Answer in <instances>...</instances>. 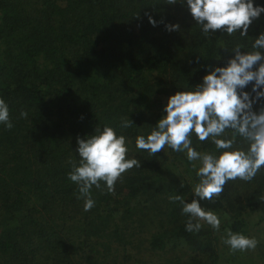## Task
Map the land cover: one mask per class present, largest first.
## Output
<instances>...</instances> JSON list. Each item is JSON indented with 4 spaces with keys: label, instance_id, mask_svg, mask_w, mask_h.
Segmentation results:
<instances>
[{
    "label": "trees",
    "instance_id": "1",
    "mask_svg": "<svg viewBox=\"0 0 264 264\" xmlns=\"http://www.w3.org/2000/svg\"><path fill=\"white\" fill-rule=\"evenodd\" d=\"M253 4L264 6V0ZM169 24L180 29L169 31ZM261 33L264 12L247 36L217 30L205 37L186 0H0V98L13 123L10 130L0 124V264H124L137 243L140 252L158 258L180 254L173 264H258L264 169L250 182L227 183L215 202L200 200L218 215L220 230L205 223L191 233L182 205L168 197L199 199L196 169L186 153L165 147L150 156L135 140L166 115L171 95L194 89L213 68L226 66L236 45L251 51ZM244 91L255 96L252 84ZM262 106L264 98L253 110ZM123 119L134 124L122 128ZM104 125L127 138V158L141 167L123 174L115 194L93 187L95 207L84 211L78 185L68 178L69 161L79 164L77 137ZM192 146L218 151L195 135ZM237 146L248 147L240 137ZM226 229L246 236L253 229L255 252H231L223 243ZM119 252H125L121 262Z\"/></svg>",
    "mask_w": 264,
    "mask_h": 264
},
{
    "label": "clouds",
    "instance_id": "2",
    "mask_svg": "<svg viewBox=\"0 0 264 264\" xmlns=\"http://www.w3.org/2000/svg\"><path fill=\"white\" fill-rule=\"evenodd\" d=\"M177 2L183 5L185 0H166L169 5ZM186 5L205 37L217 30L228 35L239 31L241 36H247L253 20L264 12V6H254L253 0H186ZM148 19L156 25L151 15ZM166 28L179 30L180 25L169 24ZM241 48L236 45L235 56L226 66L213 68L194 89L171 95L164 109L166 115L146 137L139 135L135 140L136 148L150 156L165 147L175 153H186L196 169L199 180L193 193L199 199L186 202L182 195L168 197L170 202L182 205V214L188 216L185 230L191 233H198L205 223L217 232L220 230V218L202 207L200 200L215 202L227 183L237 179L250 182L264 169V106L253 110L254 103L264 98V33L254 40L251 51L241 52ZM249 84L255 96L244 91ZM27 115V111L21 110V118ZM0 124L9 130L13 128L9 106L3 98H0ZM133 124L132 120L123 119L121 127L130 128ZM193 135L201 142L210 139L218 151H198L192 146ZM237 137L248 147H238ZM77 144L79 164L69 161L72 170L68 178L78 185L76 198L84 200V211H90L95 207L93 187L103 191L104 185L109 193L115 194L117 181L134 167L140 168L141 161L127 158V138L108 125L102 129L97 126L94 134L85 138L77 137ZM225 231L223 243L233 253L254 251L259 244L254 236L231 229Z\"/></svg>",
    "mask_w": 264,
    "mask_h": 264
},
{
    "label": "rangeland",
    "instance_id": "3",
    "mask_svg": "<svg viewBox=\"0 0 264 264\" xmlns=\"http://www.w3.org/2000/svg\"><path fill=\"white\" fill-rule=\"evenodd\" d=\"M197 163V166L199 167V162H196ZM249 233L251 234V236H256L257 234L253 232V229H250L249 230ZM135 250H136V253H134L132 255V257L129 259L127 257L126 261L124 264L128 263L129 261V264H134L133 261L135 260H138L136 264H166L167 262H171L173 264V260H176L178 258H180V254H176L175 256H164L163 258H158V256H156V254H150V250H146L143 248V251L140 252V243H137L135 245ZM152 252H159V251H152ZM255 252V251H254ZM254 252H241L244 256L249 254V253H254ZM125 254V252H119L117 254V259L118 261H122V255ZM259 259H256L255 261L258 263V264H264V254L260 257H258ZM181 260H184V258H182ZM182 262V261H181ZM250 260L247 262L249 263ZM123 264V262H122Z\"/></svg>",
    "mask_w": 264,
    "mask_h": 264
}]
</instances>
